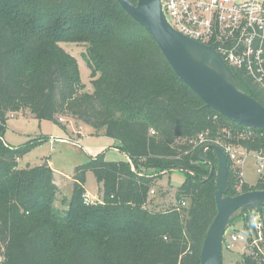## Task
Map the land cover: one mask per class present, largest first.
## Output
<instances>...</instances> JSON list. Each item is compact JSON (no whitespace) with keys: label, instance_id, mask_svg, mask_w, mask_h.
I'll return each instance as SVG.
<instances>
[{"label":"trees","instance_id":"obj_1","mask_svg":"<svg viewBox=\"0 0 264 264\" xmlns=\"http://www.w3.org/2000/svg\"><path fill=\"white\" fill-rule=\"evenodd\" d=\"M63 43L86 46L91 92ZM234 73L264 105L263 90ZM20 111L56 123L66 116L100 130L127 159L101 155L78 167L60 215L50 166H19L35 143L5 141L7 120ZM215 140L264 152V131L206 109L117 0H0V264H200L217 214L216 172L200 153ZM207 156L216 165L212 150ZM89 171L102 190L94 204L84 202ZM174 172L185 177L174 205L150 209L156 183ZM256 190H264L263 179L250 187L229 164L228 195ZM244 214L245 227L254 212ZM245 264H264V255Z\"/></svg>","mask_w":264,"mask_h":264},{"label":"water","instance_id":"obj_2","mask_svg":"<svg viewBox=\"0 0 264 264\" xmlns=\"http://www.w3.org/2000/svg\"><path fill=\"white\" fill-rule=\"evenodd\" d=\"M123 10L154 39L163 56L176 73L204 103L223 117L250 130L264 131V105L247 94L234 71L210 46L177 32L168 22L162 0H117ZM212 150L217 163L207 156ZM200 160L216 172L215 201L217 214L206 234L200 264H223V244L231 221L245 212L262 214L264 190L228 195L229 163L219 147L209 145L201 150Z\"/></svg>","mask_w":264,"mask_h":264},{"label":"built area","instance_id":"obj_3","mask_svg":"<svg viewBox=\"0 0 264 264\" xmlns=\"http://www.w3.org/2000/svg\"><path fill=\"white\" fill-rule=\"evenodd\" d=\"M162 5L168 22L177 32L212 47L232 70L243 72L264 92V0H162ZM245 134H240V138ZM199 139L200 144L206 141L204 135ZM211 143L223 150L231 169L242 182L243 166L249 157L256 160L257 173L263 175L264 152H249L241 146L219 140ZM99 201L87 195L84 197L86 204ZM223 250L238 253L237 264L264 255L261 215L254 212L243 230L228 232Z\"/></svg>","mask_w":264,"mask_h":264},{"label":"rangeland","instance_id":"obj_4","mask_svg":"<svg viewBox=\"0 0 264 264\" xmlns=\"http://www.w3.org/2000/svg\"><path fill=\"white\" fill-rule=\"evenodd\" d=\"M64 50L73 56L79 66L81 80L86 91H92L91 72L83 55L86 46L63 43ZM59 122L35 119L28 111H20L7 120L4 130L5 141L14 147H22L29 142L35 143L29 152L19 160V166L36 167L47 164L53 170L56 183L60 187L54 202V210L64 215L68 210L74 187L73 177L75 170L88 164L91 159L104 155L106 161L122 162L127 159L124 153L116 148L117 142L108 138L100 130H95L85 124L66 116L58 117ZM60 119H63L61 122ZM243 181L250 187H255L263 175L257 173L256 160L249 157L243 166ZM184 174L174 172L171 176L165 175L153 188L155 194L148 207L154 211L166 209L174 205V195L184 182ZM87 196L102 200L101 185L94 174H86ZM165 195L162 197V194ZM158 205V206H157ZM254 216V214H253ZM245 214L233 219L227 232L244 229ZM236 251H240L237 249ZM238 253H229L223 250V264H237Z\"/></svg>","mask_w":264,"mask_h":264},{"label":"crops","instance_id":"obj_5","mask_svg":"<svg viewBox=\"0 0 264 264\" xmlns=\"http://www.w3.org/2000/svg\"><path fill=\"white\" fill-rule=\"evenodd\" d=\"M10 145V144H9ZM14 147V146H13ZM56 179V178H55ZM57 184V183H56ZM58 186V185H57ZM59 187V186H58ZM60 188V187H59ZM86 192H87V190H86Z\"/></svg>","mask_w":264,"mask_h":264}]
</instances>
